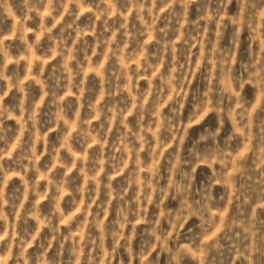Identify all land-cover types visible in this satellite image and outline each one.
<instances>
[{
	"label": "clouds",
	"instance_id": "clouds-1",
	"mask_svg": "<svg viewBox=\"0 0 264 264\" xmlns=\"http://www.w3.org/2000/svg\"><path fill=\"white\" fill-rule=\"evenodd\" d=\"M0 264H264V0H0Z\"/></svg>",
	"mask_w": 264,
	"mask_h": 264
}]
</instances>
